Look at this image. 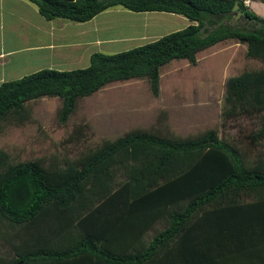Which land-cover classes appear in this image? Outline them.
<instances>
[{"label": "trees", "instance_id": "obj_1", "mask_svg": "<svg viewBox=\"0 0 264 264\" xmlns=\"http://www.w3.org/2000/svg\"><path fill=\"white\" fill-rule=\"evenodd\" d=\"M27 1L46 20L87 22L119 5L190 23L128 50L93 52L83 68L3 81L0 125L23 124L27 102L43 97L60 99L64 124L81 98L117 80L145 79L158 96L162 66L195 65L199 51L235 40L263 66L227 78L222 116L254 118L246 137L264 141V18L244 0ZM239 142L215 128L172 136L152 125L62 161H15L0 148V264H264V155Z\"/></svg>", "mask_w": 264, "mask_h": 264}, {"label": "rangeland", "instance_id": "obj_2", "mask_svg": "<svg viewBox=\"0 0 264 264\" xmlns=\"http://www.w3.org/2000/svg\"><path fill=\"white\" fill-rule=\"evenodd\" d=\"M244 3L264 18V3L259 0H244ZM52 22L56 27L55 40L66 45L37 55L32 51L18 55L13 65L19 71L17 76L43 68H83L89 64L87 56L91 52L113 54L128 50L190 23L180 14L134 12L119 5L87 22L63 18ZM238 23L243 24L244 20ZM81 30L86 33L75 35ZM84 36L88 41L98 36L107 41L100 47L86 43L81 46ZM245 53V44L225 40L199 51L195 65L183 59L172 60L160 69L158 96L151 93L145 79L114 81L81 98L64 124L57 120L59 98L29 101V120L23 124L7 121L0 125V148L15 161L36 158L49 161L54 157L62 161L65 157L76 158L130 129L153 125L172 136H189L215 128L219 135L227 133L251 148L252 154L264 155V141L253 146L246 137L255 127L254 118L226 120L222 116L227 78L263 66L260 60L249 58Z\"/></svg>", "mask_w": 264, "mask_h": 264}, {"label": "crops", "instance_id": "obj_3", "mask_svg": "<svg viewBox=\"0 0 264 264\" xmlns=\"http://www.w3.org/2000/svg\"><path fill=\"white\" fill-rule=\"evenodd\" d=\"M53 20H46L37 6L27 0H0V84L22 77L19 74L17 76L19 71L13 67L18 55L31 51L37 55L66 45L55 40L56 27ZM85 33L86 30H81L75 32V35ZM83 38L81 46L86 43L100 47L107 41L101 40L99 36L93 41H88L85 36ZM92 53L88 54V60Z\"/></svg>", "mask_w": 264, "mask_h": 264}]
</instances>
